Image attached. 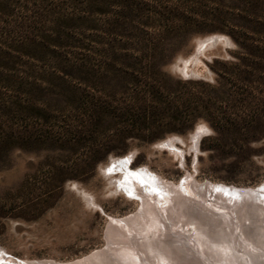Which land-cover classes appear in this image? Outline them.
I'll return each instance as SVG.
<instances>
[{
    "label": "rangeland",
    "instance_id": "obj_1",
    "mask_svg": "<svg viewBox=\"0 0 264 264\" xmlns=\"http://www.w3.org/2000/svg\"><path fill=\"white\" fill-rule=\"evenodd\" d=\"M218 13L222 15L216 20ZM182 22L189 24L188 29H181ZM210 37L220 39L210 41ZM137 38L175 44L174 57L163 67L175 78L214 85L221 75L224 90L237 101L234 110H228L232 116L244 120L264 109V6L250 15L245 3L236 6L232 0L220 6L209 0H0V250L5 251L4 258L67 264L120 248L124 239L115 233L120 226L112 225L111 218L135 221L143 204L118 188L120 172L102 171L111 158L133 153L132 169L145 167L175 186L187 176L190 182L241 189L264 184V131L238 163L232 157L238 148L208 140L214 131L203 119L185 133L168 134L152 143L130 141L129 149L119 154L104 155L103 134L96 140L75 137L86 119L87 102L102 96L103 86L94 72H105L104 58L123 52L118 45ZM256 63L261 66L254 71ZM77 88L80 94L73 92ZM202 92L200 87L191 88L194 95ZM198 126H205L207 132L192 140ZM173 136L180 138L175 144L182 155L154 147ZM206 198L209 209L223 215L222 200ZM254 202L264 207V196ZM244 204H238V222L235 215L234 220L218 215L213 230L203 231L206 241L218 231L216 237L230 240L231 247L236 244L228 250L233 264H253L254 238L243 232L261 223L259 212ZM186 220L176 217L169 226L179 257L163 262L150 259V264H226L209 256L200 225L190 226ZM215 223L220 227L215 228ZM146 228L142 223L134 225L140 242L148 239ZM100 262L93 261L104 260Z\"/></svg>",
    "mask_w": 264,
    "mask_h": 264
},
{
    "label": "trees",
    "instance_id": "obj_2",
    "mask_svg": "<svg viewBox=\"0 0 264 264\" xmlns=\"http://www.w3.org/2000/svg\"><path fill=\"white\" fill-rule=\"evenodd\" d=\"M209 1L220 6L224 0ZM232 1L236 6L245 3L250 15L264 6V0ZM221 15L218 13L214 18L219 20ZM180 27L186 30L189 24L182 22ZM232 38L240 44L237 38ZM171 43L163 39H129L118 45L123 52L106 56L101 63L106 67L105 72H94L103 86L102 96L87 102L86 119L75 137L88 135L96 140V136L103 134L106 142L100 147H104V155L119 154L129 149L130 141L152 143L168 134L185 133L203 119L214 131L208 140L218 146L237 147L238 152L232 154L233 163L240 162L249 154L250 144L264 131V109L242 120L232 116L234 113L229 114L228 110H234L237 101L224 90L221 75L212 85L178 79L164 72L163 67L177 50ZM253 65L254 71L260 69V63ZM192 87L202 88V94H192ZM208 89L210 93L206 92ZM73 92L80 94L81 91L77 88ZM218 104L221 105L218 107ZM97 152L92 151L91 155Z\"/></svg>",
    "mask_w": 264,
    "mask_h": 264
},
{
    "label": "bare ground",
    "instance_id": "obj_3",
    "mask_svg": "<svg viewBox=\"0 0 264 264\" xmlns=\"http://www.w3.org/2000/svg\"><path fill=\"white\" fill-rule=\"evenodd\" d=\"M219 39H220L219 37H210L208 40L216 41ZM201 128H205V126H198L196 128V130L191 135L192 140H195L197 137H199V135L201 134V131H200ZM191 136H190V138H191ZM176 140H180V138H178L177 136H175V137L173 136L172 138H168V139H166L160 143L158 142V144H156L154 147H157L160 149H167V150H170V151H173L177 154L182 155V151L180 150L181 148L179 149L178 147H176V144H175ZM196 146H197V143L194 144L195 148H196ZM133 157H134L133 153H131V154L129 153L128 155L123 156V157L111 158L110 163L102 171H104V173L106 175H113L117 172L121 173L120 177H118V179H117L118 188L122 192H125L127 195H130L131 197L140 198L142 201V204H143V208L141 209V210H143V213L138 214L135 217V221H133L132 219H129V218H125V217H124L125 219L121 218V220L111 218V220H112L111 224L112 225H115L116 227L120 226V228H118V230L114 229L115 233L118 234L119 238L121 237V239L122 238L124 239L123 244L120 248H114L111 250L110 253H106L103 256L101 255V253H99L101 251H99L91 257H87V258L85 257L86 259H84V260H82L83 259L82 258L81 259L82 261L78 260V262H76V263H74V261H73V263H67V264H94L93 263L94 259L101 260L100 263H102L104 260V263H102V264H150L151 261H153V262H155V261L161 262L162 261L163 262V260L164 261H166V260L170 261V259L171 260L173 258L176 259L177 257H179L178 255L180 254V252H179L180 249L175 245L176 242L174 240H172L170 232H169V226L172 224V220H174L176 217H180L182 219L184 218V219L190 220L192 223V224H190V226L193 225V223H198L201 227L200 229L202 230V232L200 231V229H198L197 232L200 231L202 233V235H201L202 239L201 238L200 239L203 242H205L207 244L206 246L210 249L209 252L211 254L209 256L211 258L216 257L217 261L220 263L226 262V264H233V262L231 261V259L233 257L230 256V253H228V250L230 251L233 246H236V244H234L231 247L228 245L229 243L227 244V242L230 240L225 242V241H222V238L220 236L216 237V235L219 233L218 231H214L210 235V242L208 241L209 239L206 241L205 235L203 236V231L213 230V228L211 226L214 225L213 222L215 221V218L218 219L219 218L218 215H222L221 213L214 212L213 211L214 207H212V210L209 209V206H208L209 204L208 205L206 204V202H208L209 200H207L206 196L209 198H211V197L212 198L213 197L214 198L215 197L220 198L222 200L221 201L222 205L220 207L223 208V210H224L222 216L224 217V215H228L230 217L229 218L227 216L229 219L234 220V218H235L237 220V222L239 219V217H238L239 214H238V210H237L239 207L238 206L239 203L240 204L245 203L249 207H252V209L254 208L256 211L259 212L260 217H261L260 225L257 226V228L254 230H245V231L243 230L244 231L243 234L248 235V236H252L254 238V241H253L254 246L252 245L254 248H252L253 250L250 251V254H251L250 258L252 260V263L253 264H264V225H262V223H264V207H262L261 205H258L254 202V201H256L257 197L260 194L264 196V192L259 191V189H261V186H264V184L260 185L259 187L255 188V189H253V188L252 189L251 188L250 189H241V187L240 188L231 187V185L226 186V185L218 184V183H209V182L204 183L203 182L204 184L203 183L200 184L199 182L198 183L192 182V181L190 182L189 178H191V176H187L185 179H183V183H181V184L179 183L180 185H178V183H177L178 186L177 185L175 186V185H171L169 183H166L165 181L162 182L159 178L160 176L159 177L156 176L154 173H152L149 169H147L145 167H141V168L139 167L137 169H132L130 167V164H131ZM121 161H124V162L121 163ZM113 164H115L116 167L111 173H109L108 169ZM217 189H219V191ZM87 197H88L89 202L92 203L93 199L90 198L89 196H87ZM200 201L204 202V204H202ZM217 201H219V200H217ZM214 204L215 203H212L210 201L211 206H215ZM219 204H221V203H219ZM249 207H247V208H249ZM176 212L178 214H180V216H176ZM219 212H221V211L219 210ZM242 213H244V212L242 211ZM234 215H235V217H234ZM244 217H246V216H244ZM188 220H186V221H188ZM138 223L139 224L142 223V224L147 225V228L145 231L147 234H149V236H146V237H148V239L146 238L147 240H145L144 242H140L137 239L139 233L136 231L137 228L134 229V225H136ZM215 224H217V223H215ZM188 225H189V222H188ZM219 225L217 227H215V226H213V227L218 228V227H220ZM230 226H231V224H230ZM234 226H236V225H234ZM239 227H242V225L240 224ZM236 228H237V226H236ZM236 228H234V229H236ZM228 229L229 228H227V230ZM214 230H216V229H214ZM217 230H219V229H217ZM221 231H222V229H221ZM238 232L240 233L241 230H238ZM226 234L231 238L232 234L230 232H229V234L228 233H226ZM240 234H242V233H240ZM227 235H224V236H226V238H227ZM221 236H222V234H221ZM236 238H234V239H236ZM238 238H239V236H238ZM112 239H114V238L112 237ZM180 239H181V237H180ZM189 239H191V238H189ZM188 242H189V240H188ZM237 242H238V240H237ZM183 243H186V242H183ZM245 243H247V242H245ZM190 245H191L190 247H192V244H190ZM196 246H198V245H196ZM241 246H243V245H241ZM193 247H195V246H193ZM243 247L245 248V246H243ZM234 249H236V248H234ZM234 249H233V251H234ZM194 250H196V249H194ZM242 251L240 250V252H242ZM93 253H91V254H93ZM198 254H199V252H198ZM238 254H240V253H238ZM242 254H244V253H242ZM90 255H88V256H90ZM176 255H177V257H176ZM239 256H243V255L240 254ZM234 257H236V256H234ZM244 257L247 258L248 256L244 255ZM0 258L2 260L5 259V260H7L13 264H34L35 263V261H34V263H29L27 261H22V260L17 261V259L15 260L13 257H10V256L8 258H4V257H0ZM150 259H151V261H150ZM192 259H194V258H192ZM234 259H236V258H234ZM247 261H249V260H247ZM42 262H44V261H42ZM192 263H194V262L192 261ZM244 263H246V262H244ZM234 264H236V263H234ZM248 264H250V263H248Z\"/></svg>",
    "mask_w": 264,
    "mask_h": 264
},
{
    "label": "snow or ice",
    "instance_id": "obj_4",
    "mask_svg": "<svg viewBox=\"0 0 264 264\" xmlns=\"http://www.w3.org/2000/svg\"><path fill=\"white\" fill-rule=\"evenodd\" d=\"M201 132H207V129L205 128H201L200 129ZM124 161H121V163H123ZM116 165L113 164L109 169L108 172L111 173L114 169H115ZM219 191V189H217ZM259 191L264 192V186H261V189H259ZM5 255V253H3V250H0V257H3ZM0 264H3V261L0 260Z\"/></svg>",
    "mask_w": 264,
    "mask_h": 264
}]
</instances>
